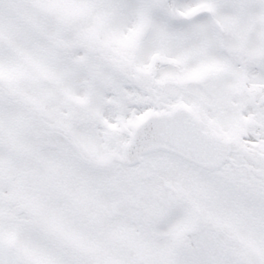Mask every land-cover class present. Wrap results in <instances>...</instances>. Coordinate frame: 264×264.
Returning <instances> with one entry per match:
<instances>
[{
    "label": "snow or ice",
    "instance_id": "6c2138e0",
    "mask_svg": "<svg viewBox=\"0 0 264 264\" xmlns=\"http://www.w3.org/2000/svg\"><path fill=\"white\" fill-rule=\"evenodd\" d=\"M0 264H264V0H0Z\"/></svg>",
    "mask_w": 264,
    "mask_h": 264
}]
</instances>
